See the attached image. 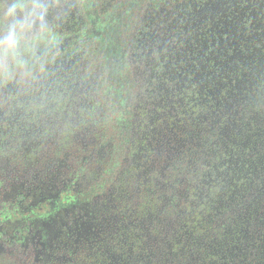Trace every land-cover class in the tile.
Masks as SVG:
<instances>
[{
  "label": "flooded vegetation",
  "instance_id": "flooded-vegetation-1",
  "mask_svg": "<svg viewBox=\"0 0 264 264\" xmlns=\"http://www.w3.org/2000/svg\"><path fill=\"white\" fill-rule=\"evenodd\" d=\"M161 4L115 101L77 7L38 2L58 37L0 74V264H264V0Z\"/></svg>",
  "mask_w": 264,
  "mask_h": 264
},
{
  "label": "trees",
  "instance_id": "trees-1",
  "mask_svg": "<svg viewBox=\"0 0 264 264\" xmlns=\"http://www.w3.org/2000/svg\"><path fill=\"white\" fill-rule=\"evenodd\" d=\"M40 0H17L21 4L17 19L25 27H17V41L14 44L0 43V74H19L17 63L27 54L34 56L33 52L40 51L50 40L58 37L53 30L48 32L32 33L30 17L35 13V7ZM74 4L77 12L86 21V25L79 32L76 40L79 48H83L87 70L101 72L103 83L112 91V98L117 101L121 94H135L139 88L133 80V68L130 57L135 54L137 46V33L145 23L147 8L162 4L164 0H62ZM13 0H0V9L6 8ZM173 3V0H171ZM168 6V2H165ZM1 16V13H0ZM11 26L16 22L8 17ZM6 23L3 28H8ZM123 34V36H121ZM87 48V51H86ZM91 58V59H90ZM89 60V61H88ZM90 62V65H89ZM91 66V67H90ZM138 66V64H136ZM127 109L119 107L116 113L126 112Z\"/></svg>",
  "mask_w": 264,
  "mask_h": 264
},
{
  "label": "clouds",
  "instance_id": "clouds-1",
  "mask_svg": "<svg viewBox=\"0 0 264 264\" xmlns=\"http://www.w3.org/2000/svg\"><path fill=\"white\" fill-rule=\"evenodd\" d=\"M21 7V4L18 3L17 0H13V2L10 5L6 6V8L4 9V15L6 17L13 18L14 20H16V22L10 26L8 34L3 38V41H0V43H16L17 27H20L21 29L25 27V25L19 19H17L18 10L21 9Z\"/></svg>",
  "mask_w": 264,
  "mask_h": 264
},
{
  "label": "rangeland",
  "instance_id": "rangeland-1",
  "mask_svg": "<svg viewBox=\"0 0 264 264\" xmlns=\"http://www.w3.org/2000/svg\"><path fill=\"white\" fill-rule=\"evenodd\" d=\"M4 9L5 8H1L0 9V13H1V16H0V41H3V38L8 34V31H9V28H10V25L8 24L9 22H7L8 17H6L4 15ZM5 23H6V25H8L7 26L8 28L7 29L6 28L2 29V26H4ZM121 36H123V34ZM17 39H18V37H17ZM86 51H87V48H86ZM89 65H90V62H89Z\"/></svg>",
  "mask_w": 264,
  "mask_h": 264
}]
</instances>
